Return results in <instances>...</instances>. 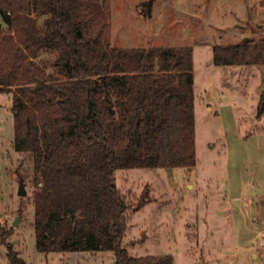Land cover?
Segmentation results:
<instances>
[{
	"label": "trees",
	"instance_id": "1",
	"mask_svg": "<svg viewBox=\"0 0 264 264\" xmlns=\"http://www.w3.org/2000/svg\"><path fill=\"white\" fill-rule=\"evenodd\" d=\"M109 18L107 0H0V93L12 95L14 149L33 168L36 249L174 264L124 247L130 207L114 173L196 166L193 49L115 48ZM212 53L218 67L264 66V39ZM259 105L261 118L264 95Z\"/></svg>",
	"mask_w": 264,
	"mask_h": 264
},
{
	"label": "rangeland",
	"instance_id": "2",
	"mask_svg": "<svg viewBox=\"0 0 264 264\" xmlns=\"http://www.w3.org/2000/svg\"><path fill=\"white\" fill-rule=\"evenodd\" d=\"M107 4L113 47H187L194 55L197 164L114 173L130 207L124 247L174 264H264V66L218 67L212 53L216 45L264 39V0ZM11 107L12 95L0 93V264H11L9 250L25 264H115L110 252L37 251L33 168L14 149ZM19 175L28 179L25 197Z\"/></svg>",
	"mask_w": 264,
	"mask_h": 264
},
{
	"label": "water",
	"instance_id": "3",
	"mask_svg": "<svg viewBox=\"0 0 264 264\" xmlns=\"http://www.w3.org/2000/svg\"><path fill=\"white\" fill-rule=\"evenodd\" d=\"M42 86H43V83H42V81L39 80L38 81V85L35 87V90L36 91L37 90H40L42 88ZM259 192H261V190ZM19 195L21 197H25L27 195L26 190H25V187H24V183L22 181H20V193H19ZM16 225H18V219L15 222V226Z\"/></svg>",
	"mask_w": 264,
	"mask_h": 264
}]
</instances>
